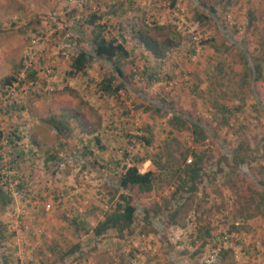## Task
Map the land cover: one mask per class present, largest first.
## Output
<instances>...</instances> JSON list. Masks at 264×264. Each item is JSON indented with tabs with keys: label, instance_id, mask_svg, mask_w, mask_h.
I'll return each mask as SVG.
<instances>
[{
	"label": "rangeland",
	"instance_id": "1",
	"mask_svg": "<svg viewBox=\"0 0 264 264\" xmlns=\"http://www.w3.org/2000/svg\"><path fill=\"white\" fill-rule=\"evenodd\" d=\"M189 7L201 20H191ZM119 9L124 13L112 19L115 27H137L138 19L172 25L187 38V47L154 61L143 49L134 48L133 38L125 37L130 54L119 60L123 88L98 98L100 83L110 75L106 67L94 61L85 76L74 79H64V72L73 49L89 50L87 16L96 14L104 21ZM250 13L264 37V0H175L173 6L170 0H0V184L11 199L0 212V264H264V218L256 215L243 221L236 215L254 208L264 213V195L254 185L264 166V112L255 105L264 107V80L253 82L251 93L243 85L240 101L232 97L234 92L239 97L245 64H234L231 42L242 41L248 55L257 54L258 40L247 25ZM161 16L169 18L161 23ZM207 24L210 29L201 35ZM234 26L239 28L236 34ZM216 62L225 69L229 65L231 71L226 72L232 73L225 77L231 83L216 90L225 94L222 102L231 110L225 121L218 104L200 98L215 92L211 83L219 76L212 79L210 74ZM154 65L160 76L170 79L147 84L142 70ZM10 77L15 81L8 87L3 79ZM152 100L187 116L188 122L196 120L203 126L202 137L174 129L165 108L155 109ZM110 102L113 107L107 108ZM52 123L63 126L62 134ZM94 135L99 144L92 141ZM166 144L185 152V164L194 151H204L205 175L196 195L180 198L164 180H156L148 194L130 195L136 207L130 230H108L111 238L104 246L89 247L103 243L88 237L89 231L125 193L117 187L123 167L135 162L140 173L154 170L149 159ZM47 201L49 210L44 209ZM28 204L38 206V213ZM139 208L147 209L151 219L144 220ZM173 212L177 214L172 217ZM171 217L174 223H169ZM26 220H53L55 235L49 233L57 241L47 244L44 232L27 227ZM141 222L143 235L136 227ZM234 222L237 231L232 230Z\"/></svg>",
	"mask_w": 264,
	"mask_h": 264
},
{
	"label": "trees",
	"instance_id": "2",
	"mask_svg": "<svg viewBox=\"0 0 264 264\" xmlns=\"http://www.w3.org/2000/svg\"><path fill=\"white\" fill-rule=\"evenodd\" d=\"M174 2L175 0H170V5L173 6ZM207 10L210 11V13L214 12L212 6H208ZM113 13L115 14L117 12L113 11ZM118 15L121 16L120 13ZM110 16L106 17L104 21H100V16H96V14H90L87 16L84 23L90 27V35L88 36L89 41L86 39L89 50H86L83 47H76L73 49L72 54L68 57L67 69L64 72V79H74L75 77L85 76L86 70L94 61L100 63L103 67L108 69L110 75L102 80L96 93L100 92L106 95L115 94L118 90L123 88V79L125 76L120 68L119 60L129 58L130 54V51L128 52L125 48V33H119V27L112 25L114 15L112 16L113 18ZM248 16L247 25L251 28L249 26L247 28H250V35L255 36L258 40L257 47L254 49V52L257 54L254 57L248 55L242 41L234 40V42H231V46H234L236 50L234 52V64L238 62L245 64L242 77L238 80L240 83L238 89L239 97H237L236 92L232 94L234 100L237 101H240L243 97V85L246 86L251 93L253 82L264 80V37L256 28L257 22L253 14L250 13ZM195 18L201 20V18L197 16H194V18L192 17L191 20L195 21ZM138 22L139 25L137 27L136 23H133L131 26V38H135L137 40V45H141L144 52L148 53L154 61L163 59L166 53L171 51L175 46V39H178V32L175 31V28L172 25L161 26L155 23L145 24V21L142 19H138ZM74 26H77L76 22H74ZM75 30L78 32L77 35H80L81 30L78 26ZM238 30L239 28H235L234 26V34H236ZM210 47L215 50L217 49V46L214 43L210 44ZM227 68L225 69L221 62H216L213 65L210 74V76H212L211 78L215 79L219 76L218 79L213 80L211 83L215 88V92L207 91L200 97L205 102L214 106L218 104L217 109L220 113H223L221 120L224 121L229 117L231 110L222 102V96L225 94L221 95L220 92H216V90L217 88H219V90L225 88L231 83L229 78H225L232 75V73L226 72V70L231 71V67L228 65ZM147 70L149 76H146L144 70H142V74L145 75V81L147 84L154 86L158 84V82L164 81V78H160L152 67H148ZM32 75L33 72H31L29 76ZM165 79L167 81V79L170 78L168 77ZM9 81L14 82L15 78L10 77V79H3V83H5L4 85L10 87ZM113 81L118 82L117 84L112 85V83H114ZM151 103L156 106L155 109L157 110L164 107L160 101L152 100ZM255 105H257L256 108L264 112V107H262L261 104L258 105V103L255 102ZM166 109L167 108H165L164 112L170 116L168 123L170 126H173L174 129H178V131L188 129L192 136L202 137L203 126L196 120L188 122L187 120L189 119L187 116L184 117ZM234 110L237 109L234 108ZM186 122L189 123L190 128L186 127ZM52 127L57 134H62L63 126L52 123ZM1 138L2 132L0 131V140ZM139 139L144 145L149 144V139H144L142 137ZM94 140L98 143L97 137H95ZM203 153L204 151L201 154L197 152L195 153L194 151L192 154L193 159L189 164H185V152H179L176 147H173L172 149L166 144L158 149V151H156L149 159L151 165L154 166V170L148 169L145 172L140 173L135 166V162H133V165L127 167L124 166L122 172L118 176L117 187L124 190L125 193L119 194L118 200L111 210L104 213L102 219L97 221L90 231L94 236H98L111 229L118 232H128L134 225L136 216V207L132 201V196L130 195L148 194L153 190V183L156 180H164V185L166 187H172L173 193L179 194L180 198L184 199L185 197L186 200H189L191 197L193 198L197 193V186L201 184L202 175H205L201 158ZM139 161L142 162L143 159L141 158ZM259 173L260 177L256 178L254 185H256L261 190L262 195H264V166L260 169ZM2 178L3 177L0 175V182H2ZM10 202L11 199L8 194L4 192L0 184V212ZM244 211L246 212L247 209ZM175 214H177V212H173L172 217ZM236 215L242 217L244 219L243 221H247L246 219H250L256 215H261L264 218V213L259 212L258 208H254L252 213L244 214L245 216H241V213L236 211ZM172 217L169 223H174ZM235 223L236 222H234V226H232V230L234 229V231H237L238 226L235 225ZM0 241H2L1 238Z\"/></svg>",
	"mask_w": 264,
	"mask_h": 264
},
{
	"label": "crops",
	"instance_id": "3",
	"mask_svg": "<svg viewBox=\"0 0 264 264\" xmlns=\"http://www.w3.org/2000/svg\"><path fill=\"white\" fill-rule=\"evenodd\" d=\"M189 2H192V0H189ZM138 3V2H137ZM136 3V5L137 6H139V4H137ZM142 3H144V2H142ZM233 3V5H234V1L232 2ZM181 4H182V2H181ZM183 5H184V3H183ZM136 6V7H137ZM193 6V5H192ZM222 7V6H221ZM227 7V6H226ZM234 7V6H233ZM223 8V7H222ZM238 10H241V7H240V5L239 4H237V7H236ZM189 9H190V7H189ZM221 9V8H220ZM136 10H140L139 9V7L136 9ZM193 9H190L189 10V12H192V14H191V17L193 16H195L194 14H197L198 12H194L193 13V11H192ZM123 14L124 13V10H122V9H119V11H118V13L116 14H114L113 13V11H112V14H111V16L110 17H112L113 15H114V19L117 17V16H119L118 14ZM238 13V12H237ZM239 14V13H238ZM138 18L140 17V14L138 13V11H136V14H135ZM162 17V16H161ZM113 18V17H112ZM141 18V17H140ZM165 18H169V16H163L162 18H157L158 19V21L159 22H164V21H166L165 20ZM113 19V20H114ZM187 20H189L188 18H186ZM185 19V20H186ZM214 21V23H213V26H214V24L216 25L217 23H216V17H214V19H213ZM114 22V21H113ZM112 22V23H113ZM119 23V22H118ZM131 25V24H130ZM117 27H119V33H121V34H123V33H125L126 35H125V37L126 38H130V37H132L131 35H132V28L131 27H129V29H127L126 28V25H125V23H120L119 25H117ZM124 27V28H123ZM210 29V26L207 24V25H205V27H203V29L202 30H200V34L202 35V34H206V32H208V30ZM129 31V32H128ZM135 41H136V43L134 44L135 46H134V48L135 47H137V48H139V49H143L142 48V46L141 45H137V40L135 39V38H133ZM185 40L187 39V38H184ZM184 39H182V37H181V35H179L178 34V39H175V46L171 49V51H168L167 53H166V55L165 56H168L169 55V53L171 54L172 52H175V50L177 49V48H184L185 49V47H187V46H185V44L183 43V41H184ZM126 43H127V41L125 40V45H126ZM164 56V57H165ZM163 57V58H164ZM158 64V63H157ZM152 68H153V70L157 73V75L161 78V77H163L164 79L165 78H168V77H170V75H165V76H160V74L157 72V69H156V67H155V65L154 66H151ZM152 70V71H153ZM144 74L146 75V76H149V73H148V70H147V68L145 67V69H144ZM106 94H102V93H98V95H96L98 98H102V97H104ZM90 106H94V108H97V107H95L96 106V104H92V105H90ZM114 106H115V104H114ZM108 107H113V103H109V106H107V108ZM115 107H117V106H115ZM113 110H116V112L118 111L119 113H120V111H121V109H118V108H115V109H113ZM122 113V115L125 113V112H121ZM124 125V124H123ZM95 137H97V141H98V143L94 140V138ZM94 138L92 139V141L93 142H95L96 144H99V141H100V138H99V136L97 135H94ZM144 163V165L146 164V166H148L149 164V162L148 161H144L143 162ZM148 164V165H147ZM105 166H108V164H106ZM120 166L121 167H123L124 166V164H120ZM127 166H130L129 164H127V165H125V167H127ZM109 167H110V164H109ZM106 169V168H105ZM108 169V168H107ZM104 174H106V173H104ZM103 181L104 182H106L107 183V180H106V177H104L103 176ZM46 203H49V201H47ZM38 206H34V205H30V204H28L27 205V208L29 209L30 208V210L31 211H33L35 214L36 213H38V208H37ZM139 210H140V215H141V217H143V218H146V219H144V220H150L151 218H149L150 216H147L148 214H149V212H148V210L147 209H144V208H139ZM48 217H50V215L48 216ZM140 217V216H139ZM153 220V219H152ZM100 221V220H99ZM15 223L17 222V220H15L14 221ZM20 222H21V220H20ZM26 222V226L27 227H29L30 229H34L35 231H37V230H41V231H43L44 232V239H47V241H46V243L47 244H50L51 242L50 241H53L52 243H54L55 241H57V238L56 237H52L51 236V233H53V235H55V233H54V230H56V227L54 228V230H52V226H54V224H55V222H53V220H26L25 221ZM142 223V222H141ZM137 227V230H139V232H140V234L141 235H143L144 233V229H143V223L141 224V225H138V226H136ZM52 231L51 233H49V231ZM141 230V231H140ZM143 230V231H142ZM89 233L90 234H88V237H94V239H96V240H102V242L103 243H97V242H92L93 241V239H92V243H90V245H89V247H94V248H98L100 245H102V246H104L105 245V243H106V241H108L111 237L110 236H108L107 237V233L105 232L104 234L102 233V234H100V235H98V236H94L93 235V233L91 232V231H89ZM112 235V234H111ZM36 237L37 236H33L32 237V239L33 240H35L36 239ZM107 237V238H106ZM24 239H22L24 242H26V243H28V241L26 240V237H23ZM18 240H20L21 241V237L18 239ZM17 240V241H18ZM15 244H16V242H15ZM85 244H87V243H85ZM89 244V243H88ZM87 244V245H88ZM89 251H92V250H89ZM83 252V251H82ZM90 254V253H89ZM23 256H22V259L23 260H26V259H28V256L26 255V254H22ZM85 256H87V254L86 255H84V256H82V257H85ZM79 257V256H78ZM81 257V256H80ZM79 257V258H80ZM65 261H67V260H65ZM63 262H64V260L63 261H61L60 263L59 262H57V263H55V264H63ZM89 262V261H88ZM1 263V262H0ZM70 263H72V264H79L80 262L79 261H71V262H69V263H67V264H70ZM33 264H35V261H34V263ZM65 264V263H64Z\"/></svg>",
	"mask_w": 264,
	"mask_h": 264
},
{
	"label": "built area",
	"instance_id": "4",
	"mask_svg": "<svg viewBox=\"0 0 264 264\" xmlns=\"http://www.w3.org/2000/svg\"><path fill=\"white\" fill-rule=\"evenodd\" d=\"M188 162H189V160H188ZM138 170V169H137ZM139 171V170H138ZM51 208V203H45L44 204V209L45 210H49Z\"/></svg>",
	"mask_w": 264,
	"mask_h": 264
}]
</instances>
